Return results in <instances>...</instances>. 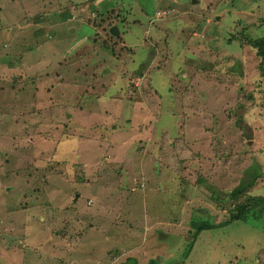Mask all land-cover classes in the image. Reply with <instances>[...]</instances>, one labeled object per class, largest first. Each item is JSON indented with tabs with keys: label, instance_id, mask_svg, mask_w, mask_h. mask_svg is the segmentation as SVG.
<instances>
[{
	"label": "rangeland",
	"instance_id": "374dc122",
	"mask_svg": "<svg viewBox=\"0 0 264 264\" xmlns=\"http://www.w3.org/2000/svg\"><path fill=\"white\" fill-rule=\"evenodd\" d=\"M116 2L0 0V264H264V0Z\"/></svg>",
	"mask_w": 264,
	"mask_h": 264
},
{
	"label": "trees",
	"instance_id": "16d2710c",
	"mask_svg": "<svg viewBox=\"0 0 264 264\" xmlns=\"http://www.w3.org/2000/svg\"><path fill=\"white\" fill-rule=\"evenodd\" d=\"M119 4H120V8L118 7ZM121 4H124L122 2V0H118V2H116V4L114 3L109 8H102V9H100V8H97V7L94 6V7H92L93 8V13H95V16L96 17L103 18L101 20L103 22L110 21L113 18L114 19L119 18L120 19L119 20L120 22H118L117 24H124V22H123L124 19L126 17H130V15H132V14L128 10H127L128 13L126 15L125 14H122L121 11H122V9L125 8V6L124 5H121ZM129 7H130V9H132L131 6H129ZM116 8L118 9V11H117ZM246 36H248L247 35V30H246ZM247 45L250 46V47H252L253 49H257L256 51L259 53V56L261 58H264V37L259 38V39H256V40H247ZM189 60H192L194 62V67L195 68H198L199 66L205 65L201 61H199V60H197V59L194 58V59H187L185 61V63L187 65H189V67H191V64H192V63H189ZM258 67H259L260 71L262 72V74H264V65H260ZM164 78H166V81L169 84L170 75L169 74H166V73H159L155 77L154 81H155L156 84H161L162 83L164 85ZM167 87H169V85H167ZM237 122L238 123L239 122H242V119L239 118ZM248 177H250V180L249 181H247V182L243 181L242 183H240L236 188H234L230 192V195H229L230 198L239 199L244 194H246L247 192H249L250 189L253 188V186L255 185V183L257 181L258 174L257 173H249L248 174ZM251 200H252V198H249V201H248L246 207L243 206L244 204H242V203H239L238 205H236L233 208L234 210H236L235 215H232L233 213L232 214L230 213V216H229L228 221H226V222H224L222 224H219V225H216V224L214 225V223L209 222V221H201V220H198L197 221V219H193L191 221V228L193 230L192 237H191L192 239L189 242L190 244L187 245L186 248H185L186 252H188V250L191 249L192 244H193V239H195L202 231H204V230H212V229H215V228H218V227L228 226L230 224H236V223H239V222H246L247 221V218L249 216V213H250V211H249L250 210V207H248V205L251 204V203H253V200L252 201ZM131 261H133V260L131 259L130 262ZM133 264H137V263L134 261ZM145 264H159V262L156 259H150Z\"/></svg>",
	"mask_w": 264,
	"mask_h": 264
},
{
	"label": "water",
	"instance_id": "95a60500",
	"mask_svg": "<svg viewBox=\"0 0 264 264\" xmlns=\"http://www.w3.org/2000/svg\"><path fill=\"white\" fill-rule=\"evenodd\" d=\"M110 32H111L112 35H118V33H119L115 27H113V28L110 30Z\"/></svg>",
	"mask_w": 264,
	"mask_h": 264
}]
</instances>
